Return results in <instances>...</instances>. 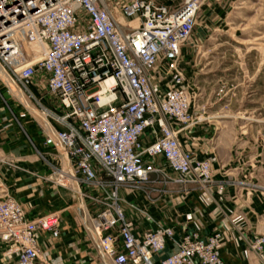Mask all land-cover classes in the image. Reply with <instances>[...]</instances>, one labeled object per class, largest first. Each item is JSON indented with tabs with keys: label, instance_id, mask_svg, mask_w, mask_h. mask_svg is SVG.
Instances as JSON below:
<instances>
[{
	"label": "built area",
	"instance_id": "1",
	"mask_svg": "<svg viewBox=\"0 0 264 264\" xmlns=\"http://www.w3.org/2000/svg\"><path fill=\"white\" fill-rule=\"evenodd\" d=\"M203 1L174 9L156 0H0V65L44 114L43 132L61 162L59 182L75 185L87 212L91 196L89 230L104 264H225L222 231L195 228L175 241L172 224L141 229L121 195L127 189L160 197L164 184L213 179L210 162L182 138L195 120L179 67ZM168 71L177 74L174 87L161 93L154 79L163 82ZM36 84L52 107L36 98L30 88ZM10 95L0 89L20 124ZM39 231L58 236L59 214L29 219L19 200L0 198L8 264H45ZM168 244L173 250L156 261ZM250 247L264 253V234L252 237Z\"/></svg>",
	"mask_w": 264,
	"mask_h": 264
},
{
	"label": "crops",
	"instance_id": "2",
	"mask_svg": "<svg viewBox=\"0 0 264 264\" xmlns=\"http://www.w3.org/2000/svg\"><path fill=\"white\" fill-rule=\"evenodd\" d=\"M0 70L6 72L1 65ZM5 78L11 82L7 74ZM18 90L19 96L11 93L39 113L45 123V116L34 102L26 98L22 89ZM24 105H12L19 124L0 101V198L12 196L19 200L29 219L59 214L58 236L44 231L38 233L45 264H104L99 243L89 230V209L87 212L81 208L82 198L78 191L59 182V155L51 141L46 140L39 117L28 114L29 109ZM188 133V141L182 134L187 147L198 158H205L202 155L207 142L197 138L195 130ZM164 189L162 196L153 194V198L138 191H121L127 204L125 210L137 226L144 229L158 223L172 224L175 241L186 230L199 228L206 233L219 230L224 235L222 257L225 264H264V253L250 247L252 237L264 234V200L248 202L236 194L234 187L221 185L168 183L164 184ZM88 207L92 208L91 203ZM146 213L152 215V222L145 221ZM173 248L168 244L163 254L155 256L156 261ZM0 264H8L2 257L1 247Z\"/></svg>",
	"mask_w": 264,
	"mask_h": 264
},
{
	"label": "rangeland",
	"instance_id": "3",
	"mask_svg": "<svg viewBox=\"0 0 264 264\" xmlns=\"http://www.w3.org/2000/svg\"><path fill=\"white\" fill-rule=\"evenodd\" d=\"M158 1L176 9L185 0ZM179 68L192 93L195 120L183 137L190 140L188 131L195 130L207 142L202 156L213 179L206 184L234 187L248 202L264 200V0H204ZM176 75L168 71L163 82L155 78L158 91L173 88ZM30 88L52 107L44 86ZM0 89L9 90L1 80ZM8 102L22 104L13 94ZM86 201L93 207L91 196ZM88 208L92 216L94 207Z\"/></svg>",
	"mask_w": 264,
	"mask_h": 264
},
{
	"label": "bare ground",
	"instance_id": "4",
	"mask_svg": "<svg viewBox=\"0 0 264 264\" xmlns=\"http://www.w3.org/2000/svg\"><path fill=\"white\" fill-rule=\"evenodd\" d=\"M2 67V66H1ZM6 73V72H5ZM4 72H1L0 71V77L3 79V81H4V83L9 87V89H10V92H12V93H15L16 95H18L19 96V93H20V90H18V87L12 82V80H11V82H8L7 81V79L5 78L6 77V74H5ZM7 77H9V75L7 74ZM11 79V78H10ZM20 89V88H19ZM24 92V91H23ZM25 93V92H24ZM25 95H26V98L27 99H30V97L25 93ZM44 115V114H43ZM45 120V119H44ZM45 124H47L46 123V121H45Z\"/></svg>",
	"mask_w": 264,
	"mask_h": 264
}]
</instances>
